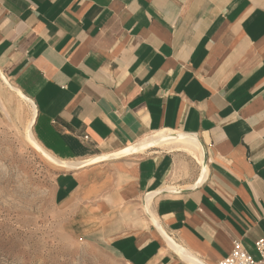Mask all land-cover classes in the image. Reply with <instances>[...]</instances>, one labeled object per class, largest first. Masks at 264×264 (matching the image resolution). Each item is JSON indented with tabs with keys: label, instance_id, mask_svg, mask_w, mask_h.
<instances>
[{
	"label": "crops",
	"instance_id": "1",
	"mask_svg": "<svg viewBox=\"0 0 264 264\" xmlns=\"http://www.w3.org/2000/svg\"><path fill=\"white\" fill-rule=\"evenodd\" d=\"M0 71L33 101L35 137L61 160L159 131L200 142L205 171L156 149L60 174L62 202L114 254L219 264L239 240L259 258L264 0H0Z\"/></svg>",
	"mask_w": 264,
	"mask_h": 264
},
{
	"label": "rangeland",
	"instance_id": "2",
	"mask_svg": "<svg viewBox=\"0 0 264 264\" xmlns=\"http://www.w3.org/2000/svg\"><path fill=\"white\" fill-rule=\"evenodd\" d=\"M32 112L0 75V264H131L112 252L93 224H84L87 214L62 202L57 184L65 170L28 141ZM156 149L180 151L197 166L189 152L169 146L148 151Z\"/></svg>",
	"mask_w": 264,
	"mask_h": 264
},
{
	"label": "bare ground",
	"instance_id": "3",
	"mask_svg": "<svg viewBox=\"0 0 264 264\" xmlns=\"http://www.w3.org/2000/svg\"><path fill=\"white\" fill-rule=\"evenodd\" d=\"M4 82L10 87V89L14 90L21 98L26 100L32 108V118L29 123V129H28V141L30 144L35 147L43 157H45L48 161L53 163L56 167L60 168L61 170H67V169H77L85 165H92L94 163H98L99 161H105L107 159H117L125 155L134 154V153H145L146 151L158 147V146H169L171 149H179L184 152H189L197 157L199 164L201 165V168L203 171H205V155L204 150L198 141V139L193 135H188L184 133H177L173 131H159L154 133L151 136L145 137L138 141L135 144L129 145L128 147L115 152L110 155H100L96 156L94 158H91L86 161H64L53 154L49 153L45 148H43L37 141L36 137L33 133V126L36 121L37 117V108L33 101L23 95L19 89L15 88L13 85L10 84L8 79L1 73ZM190 155V154H189ZM175 188L173 187H166L164 191L172 192ZM157 193L153 192L151 194H148L145 197V209L148 212V214L153 218L152 214V199ZM160 194V193H159ZM156 220V219H155ZM157 222V221H156ZM159 224V223H158ZM167 235V234H166ZM168 236V235H167ZM167 239V237H166ZM189 256V259L191 256L187 253ZM188 258V257H187Z\"/></svg>",
	"mask_w": 264,
	"mask_h": 264
},
{
	"label": "built area",
	"instance_id": "4",
	"mask_svg": "<svg viewBox=\"0 0 264 264\" xmlns=\"http://www.w3.org/2000/svg\"><path fill=\"white\" fill-rule=\"evenodd\" d=\"M85 141L89 137H84ZM259 258H255L239 240L234 241V246L230 254L219 264H264V238L258 240L255 244Z\"/></svg>",
	"mask_w": 264,
	"mask_h": 264
},
{
	"label": "water",
	"instance_id": "5",
	"mask_svg": "<svg viewBox=\"0 0 264 264\" xmlns=\"http://www.w3.org/2000/svg\"><path fill=\"white\" fill-rule=\"evenodd\" d=\"M14 91V90H13ZM15 92V91H14ZM16 93V92H15ZM17 94V93H16ZM100 162V161H99ZM95 164V163H94ZM85 166H88V165H85ZM82 167H84V166H82ZM152 218V217H151ZM153 220V219H152ZM155 222V221H154Z\"/></svg>",
	"mask_w": 264,
	"mask_h": 264
}]
</instances>
